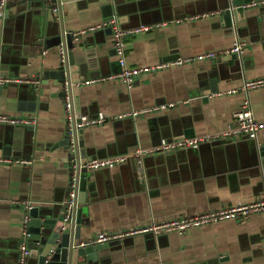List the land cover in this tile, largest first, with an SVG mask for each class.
I'll use <instances>...</instances> for the list:
<instances>
[{"label":"crops","instance_id":"obj_1","mask_svg":"<svg viewBox=\"0 0 264 264\" xmlns=\"http://www.w3.org/2000/svg\"><path fill=\"white\" fill-rule=\"evenodd\" d=\"M226 5L227 0H127L119 16L122 26H156L126 40L127 65H170L137 78L131 87L122 80L86 84L122 71L111 31L79 34L107 20L100 0H58L51 12L41 0H29L11 8L8 18L0 15V54L6 62L1 70L8 72L5 79L25 80L0 93V112L33 122L28 127L0 124V158L13 161L0 165V264H18L28 209L56 211L69 196L72 171L62 146L67 113L61 86L38 75L55 68L60 57L62 48L41 45L56 34L60 21L76 36L72 52L79 66L81 117L108 118L83 129L87 154L109 158L155 150L96 171L82 206V220L90 225L86 240L250 202L264 193V164L257 158L264 130L256 141L236 136L203 142L195 155L188 148L157 150L164 140L229 130L245 99L264 122V87L247 95L227 94L264 77V6L250 8L238 30H229L220 16ZM238 41L245 43L241 54L172 66L179 59L230 49ZM156 107L161 109L129 115ZM110 244L102 264H264V213L184 234L126 235Z\"/></svg>","mask_w":264,"mask_h":264},{"label":"water","instance_id":"obj_2","mask_svg":"<svg viewBox=\"0 0 264 264\" xmlns=\"http://www.w3.org/2000/svg\"><path fill=\"white\" fill-rule=\"evenodd\" d=\"M29 0H18L17 4L8 5L3 10L0 8V15L9 17V10L15 6H20ZM43 5L46 4V9L54 10L55 4L58 0H41ZM262 0H227V5L222 8L220 16L224 22L225 27L229 30H238L241 23L247 20V12L253 8L249 6L253 2ZM102 4L103 17L107 20L117 18L119 23L122 19L121 9L127 0H100ZM53 4V5H52ZM54 20L57 21L56 15ZM123 28H132L125 27ZM136 27V26H135ZM138 27V26H137ZM56 34L44 40L45 49H52L59 47L63 49L60 52V57L56 62L55 68H43V71L38 75H43L46 79H54L61 86L60 97L63 98L64 104L67 95H71L73 99V110L76 112V117L72 122V127L67 126L65 136L63 137L62 146L69 154V161L72 174L74 170L79 173L78 180V198L76 206L72 213L68 216L66 205L60 206L52 211L48 208L32 207L28 209V249L29 255L26 264H102L106 258L104 255L111 244L98 243L97 238L86 240V229L90 228L89 224H85L82 220L83 209L87 200V192L89 190V182L92 177L96 176V171L87 169L86 165L89 161L96 159L91 158L87 154L84 145L83 129H78L76 124L81 121V110L79 104V90L77 84L79 83L77 73L78 65L75 66L73 48L75 47L74 33L67 30L63 21L58 23ZM6 62L2 59L0 54V79H5L8 72L1 70ZM45 67H47L45 65ZM122 69V68H121ZM10 83L0 85V93L4 88L9 87ZM211 90L216 92V88ZM76 103V107L74 108ZM66 108V107H65ZM77 109V110H75ZM67 120V117H66ZM192 137V134L189 136ZM248 138V137H245ZM249 139V138H248ZM251 140V139H250ZM219 141V140H218ZM256 141V140H252ZM257 158L264 164V144L257 146ZM199 149L189 148L190 155H195ZM75 161V163H73ZM71 190V182L69 186V193ZM19 259V256H18Z\"/></svg>","mask_w":264,"mask_h":264},{"label":"built area","instance_id":"obj_3","mask_svg":"<svg viewBox=\"0 0 264 264\" xmlns=\"http://www.w3.org/2000/svg\"><path fill=\"white\" fill-rule=\"evenodd\" d=\"M15 0H0V8L5 10L10 2ZM249 6H264V0L259 2H253ZM3 15V14H2ZM156 26H146L140 25L134 28H123L119 23L117 18H111L105 20L97 25L91 26L88 30L82 31L79 34H87L88 32H93L97 30H109L113 36L114 48L115 52L118 56L119 64L122 68V71L118 74H111L103 79L96 81H89L86 84H91L95 82H109L114 80H122L128 87H131L135 80L145 74L156 73L160 70L168 68L170 65L159 64L152 67H130L127 65L124 49L125 42L129 37L139 35L141 33L148 32L151 29H154ZM78 34V35H79ZM245 43L236 42L235 45L230 49L217 51H209L197 54L190 58L179 59L172 64V66H184L187 64H192L196 62H205V61H213L219 58H224L232 54H241ZM62 53L64 52L61 49ZM25 80H16V79H0V83H12L15 82L17 84L24 83ZM36 83V81H34ZM264 87V77L251 79L245 82V84L239 90H232L227 92V94H235L237 92H243L244 94H249L253 90H257ZM226 93V92H225ZM219 95H224L221 93ZM67 120L66 126L72 127V122L75 119V114L73 110V99L71 95H67L65 101ZM172 107V106H169ZM164 106L162 109H166ZM161 107H156L149 110L135 111L129 114L130 116L136 117L139 115H143L148 112H156L160 110ZM127 115L123 114L118 116V118H125ZM108 118L104 115H100L97 118L83 117L81 121L76 124L78 129H84L89 126L94 125H102L104 124ZM0 124L2 125H13V126H32L33 122L29 119L23 117H15L4 114L0 112ZM264 130V122H260L256 119L254 111L252 109L251 103L248 99H245L241 104L239 110L235 114V124L232 128L225 132L217 133L214 135L197 138V139H184V140H176L173 142L162 141L161 145L157 150L162 152H172L178 149L184 148H197L203 142H210L215 140H220L223 138H233L236 136H244L249 139L256 140L259 133ZM155 150H138L133 154H122L109 158H96L89 161L86 165L89 170H102L113 168L117 165L123 164L129 160V158H141L144 155L151 154ZM13 161L10 159L0 158V165H7L12 163ZM16 162L20 164H31V161L27 160H16ZM78 180L79 173L75 170L71 176V190L69 196L65 202L68 216L72 213L74 207L77 203L78 198ZM264 213V193L261 194L258 198L250 202H241L234 206H229L226 208H220L217 210H212L203 214H198L191 217H181L175 220L164 222L161 224H152L150 226H144L140 228L132 229L128 232L124 231L122 233H101L97 236L96 241L98 243H111L123 236L126 235H140L146 233H154V234H163L175 232L178 234H184L192 228H200L208 224H217L224 221L229 220H248L251 216ZM30 234L25 233V237L23 243L20 247L18 264H26L29 249H28V238Z\"/></svg>","mask_w":264,"mask_h":264},{"label":"bare ground","instance_id":"obj_4","mask_svg":"<svg viewBox=\"0 0 264 264\" xmlns=\"http://www.w3.org/2000/svg\"><path fill=\"white\" fill-rule=\"evenodd\" d=\"M77 35V34H76Z\"/></svg>","mask_w":264,"mask_h":264}]
</instances>
